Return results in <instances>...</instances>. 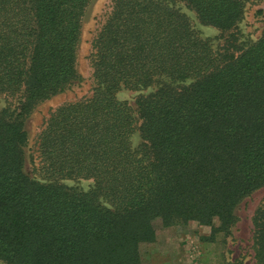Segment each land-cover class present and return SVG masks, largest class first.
<instances>
[{
  "label": "trees",
  "instance_id": "1",
  "mask_svg": "<svg viewBox=\"0 0 264 264\" xmlns=\"http://www.w3.org/2000/svg\"><path fill=\"white\" fill-rule=\"evenodd\" d=\"M91 1L0 0V91L22 99L0 111L2 264H143L157 222L178 231L198 222L215 242L264 186V31L247 46L236 32L249 0H178L221 31L219 49L169 0H112L93 42V95L48 118L45 180L25 171L26 117L78 78ZM154 85L137 111L118 97ZM252 222L264 264V201Z\"/></svg>",
  "mask_w": 264,
  "mask_h": 264
},
{
  "label": "rangeland",
  "instance_id": "2",
  "mask_svg": "<svg viewBox=\"0 0 264 264\" xmlns=\"http://www.w3.org/2000/svg\"><path fill=\"white\" fill-rule=\"evenodd\" d=\"M182 13L186 14L198 34L209 39L215 49L223 43L221 31L211 25L202 24L196 13L178 0H169ZM112 8V0H92L87 7L77 50L76 68L78 78L63 91L39 102L26 117L28 144L26 146L25 171L33 178L44 181L45 175L40 168L38 149L39 135L51 113L58 107L89 98L93 95L95 80L92 66L93 42ZM264 31V0H249L244 19L238 25L237 33L243 46L257 41ZM135 91L122 89L118 93L120 100L128 102L137 111V98L156 88ZM21 96H11L0 91V111L9 109L18 111ZM140 134L133 136V143L139 144ZM63 183L78 190L89 191L93 181L87 179H62ZM264 201V186L246 197L237 207V224L232 234L219 235L215 242L206 241L211 228L192 221L186 230L176 227H163L156 223L157 238L154 243L143 246L141 258L143 264H256L253 247L252 217L258 206ZM204 238V239H203ZM2 264V263H0Z\"/></svg>",
  "mask_w": 264,
  "mask_h": 264
}]
</instances>
